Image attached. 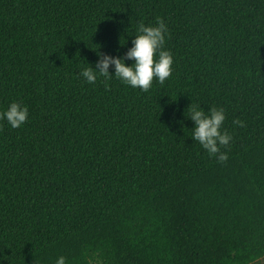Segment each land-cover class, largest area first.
Masks as SVG:
<instances>
[{
    "label": "trees",
    "instance_id": "16d2710c",
    "mask_svg": "<svg viewBox=\"0 0 264 264\" xmlns=\"http://www.w3.org/2000/svg\"><path fill=\"white\" fill-rule=\"evenodd\" d=\"M157 18L163 84L79 75ZM13 101L29 116L0 120V264L264 257V0H0V111ZM192 104L225 109L227 161L190 136Z\"/></svg>",
    "mask_w": 264,
    "mask_h": 264
},
{
    "label": "clouds",
    "instance_id": "9594fccd",
    "mask_svg": "<svg viewBox=\"0 0 264 264\" xmlns=\"http://www.w3.org/2000/svg\"><path fill=\"white\" fill-rule=\"evenodd\" d=\"M131 46L122 55H112L97 51L98 59L95 66L88 63L79 70V75L87 82L94 83L98 77L105 80L116 78L133 89L147 92L155 79L163 84L171 75L173 56L164 47L168 28L163 19L157 18L156 23H139L135 29ZM131 61V63H126ZM110 68L112 72L110 73ZM28 106L18 101L10 102L8 107L0 111V120L6 121L12 128L22 126L28 119ZM187 118L193 121L191 137L207 151L217 162H225L228 153L221 151L228 146L232 135L222 130L226 119L223 107L210 106L207 110L200 105L192 104L187 111ZM233 125H243V121L234 120ZM54 264H66V258L59 255Z\"/></svg>",
    "mask_w": 264,
    "mask_h": 264
},
{
    "label": "rangeland",
    "instance_id": "374dc122",
    "mask_svg": "<svg viewBox=\"0 0 264 264\" xmlns=\"http://www.w3.org/2000/svg\"><path fill=\"white\" fill-rule=\"evenodd\" d=\"M255 264H264V257L257 261Z\"/></svg>",
    "mask_w": 264,
    "mask_h": 264
}]
</instances>
